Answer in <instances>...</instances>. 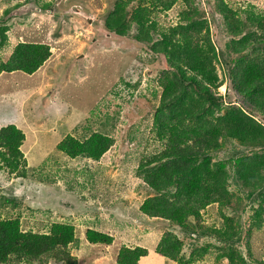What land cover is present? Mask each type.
Segmentation results:
<instances>
[{
    "label": "trees",
    "instance_id": "16d2710c",
    "mask_svg": "<svg viewBox=\"0 0 264 264\" xmlns=\"http://www.w3.org/2000/svg\"><path fill=\"white\" fill-rule=\"evenodd\" d=\"M27 1L44 12L54 11L58 2ZM99 1L94 3L102 7ZM205 2L115 0L103 18L110 37L129 46H121L123 51L138 48L136 59L145 55L141 65L158 80L151 109L153 138L132 136L141 151L133 174L151 193L138 214L148 217L147 223L156 219L170 227L155 248L163 257L160 264H204L211 249L218 264H264L252 248L257 233L264 231V0L259 5L258 0ZM19 7L6 11L3 18ZM210 20L218 24L216 39ZM10 30L0 17V78L42 73L53 47L21 41L5 60L1 53L8 47ZM112 55L105 53L102 66L99 58L93 60L97 63L87 83L97 87L102 82L104 63L109 67L118 56ZM115 83L112 96L122 84L132 87L126 77ZM224 85L222 95L219 89ZM60 130L57 151L65 159L58 157L49 171L33 172L23 151L24 131L14 125L0 128V171L44 184L48 199L64 217L46 219L37 231H23V203L0 197V264H94L98 259V264H108L105 257L110 254L114 264H139L148 255L146 249L120 244L114 250L117 239L93 220L79 222L84 228L79 242L78 223L73 222L84 218L89 211L85 202L97 196L91 183L80 185L81 178L87 182L103 174L89 168L80 174L70 165L74 160L99 164L115 145L112 132L94 129L78 139ZM78 187L82 192L69 193Z\"/></svg>",
    "mask_w": 264,
    "mask_h": 264
},
{
    "label": "rangeland",
    "instance_id": "374dc122",
    "mask_svg": "<svg viewBox=\"0 0 264 264\" xmlns=\"http://www.w3.org/2000/svg\"><path fill=\"white\" fill-rule=\"evenodd\" d=\"M114 1L100 0L101 7L100 4L95 5L94 0H58L54 11L44 12L27 0H0V17L11 29L8 33V47L3 50L6 52L1 53L5 60L9 57L11 49L21 41L43 42L50 44L54 49L46 70L42 73L32 77L17 73L1 78L0 128L14 125L24 131L26 142L23 151L33 172L39 169L41 172L49 171L50 164L54 165L58 157L65 159V156L57 151V138L62 134L60 128L63 132L67 129L78 139L89 136L88 132H93L94 129L112 132L115 145L99 164L74 160L75 163L70 165L71 169L78 168L80 174L84 168L103 174L98 180V176H94L89 180L91 182L82 178L79 182L80 185L91 183L95 186L97 196L96 200L85 202L89 211L85 212L87 214L84 218L73 220L78 223L77 238L80 242L84 232L79 222L93 220L98 223L101 231L117 239L113 244L114 250L120 244L128 248H144L148 255L141 259L139 264H160L163 257L156 254L155 248L166 232L170 231V227L160 220L151 219L147 223L145 220L148 217L138 214L140 206L151 193L140 179L134 177L133 172L138 167L137 161L141 151L132 141L133 134L141 135V140L148 136L153 138L151 109L155 105L153 95L159 90L158 80L150 76L148 70L141 65L145 55L140 53L136 59L138 48L130 47L129 51H125L129 48L127 44L116 43L113 38H107L96 31V28H103V18L109 13ZM243 1L256 3V0ZM261 1L258 0L256 4L259 5ZM201 2L207 5L205 0ZM16 6L20 7L10 16L3 18L6 11ZM73 8L93 17L94 24L88 25L80 19L70 17L72 15L68 12ZM210 25L212 36L218 38V24L215 25L210 20ZM121 46L126 49L123 51ZM107 52L114 57L115 54L118 56L112 60L109 67L104 63L105 74L102 82L97 87L92 86L87 80L91 78L97 63L93 60L99 58L98 62L102 66ZM218 72L223 77L221 68ZM123 77L131 81L132 87L128 88L122 84L117 88V96L110 95L115 82L119 83ZM225 85L219 89L222 95L226 91ZM156 103L158 104L157 101ZM96 113L98 116L95 117ZM109 119L114 120V125ZM150 148L146 152H149ZM73 178L68 175L69 181ZM43 185L24 182L23 179L0 171V197L23 203V231L39 230V227L48 221L46 219H64L48 199L49 190ZM57 186L62 187L64 184L59 183ZM40 188L43 189L41 194ZM79 191L82 192L80 187L74 192L67 189L69 193L79 194ZM82 199H85L84 193ZM244 244L246 245L247 241ZM252 248L264 259V231L257 233ZM76 252L77 250H74L75 255ZM110 255L105 258L108 259V264H114L113 256ZM204 257V264H218L217 253L212 249ZM100 261L101 259H98L94 264ZM21 264H24V261H21ZM169 264L178 263L169 261Z\"/></svg>",
    "mask_w": 264,
    "mask_h": 264
},
{
    "label": "water",
    "instance_id": "95a60500",
    "mask_svg": "<svg viewBox=\"0 0 264 264\" xmlns=\"http://www.w3.org/2000/svg\"><path fill=\"white\" fill-rule=\"evenodd\" d=\"M38 10V9H36ZM28 12V11H27ZM69 15H72L80 20L83 21V23L88 24V25H92L93 24V18H91L88 14H86L85 12L77 9V8H73L68 12ZM96 31L105 35L106 37H109V35L105 32L104 29L102 28H96Z\"/></svg>",
    "mask_w": 264,
    "mask_h": 264
},
{
    "label": "clouds",
    "instance_id": "9594fccd",
    "mask_svg": "<svg viewBox=\"0 0 264 264\" xmlns=\"http://www.w3.org/2000/svg\"><path fill=\"white\" fill-rule=\"evenodd\" d=\"M88 15H89V14H88ZM89 16H90V15H89ZM90 17H91V16H90ZM91 18H93V17H91ZM93 20H94V18H93ZM93 24H94V21H93ZM93 24H92V25H93ZM102 29H103V28H102ZM104 30H105V29H104ZM105 32H106V30H105ZM106 33H107V32H106ZM100 34H101V33H100ZM107 34H108V33H107ZM102 35H103V34H102ZM108 35H109V37H107V38H111V37H110V34H108ZM104 36H105V35H104ZM53 50H54V49H53ZM53 50H52V53L54 52ZM49 61H50V60H49ZM49 61H48V62H49ZM3 76H5V75H3ZM3 76H1V78H2ZM1 78H0V79H1ZM225 88H226V87H225ZM27 151H28V149H27ZM27 151H25V152L27 153ZM25 156H26V155H25ZM142 217H143V216H142ZM154 220H156V219H154Z\"/></svg>",
    "mask_w": 264,
    "mask_h": 264
},
{
    "label": "crops",
    "instance_id": "0c3cea01",
    "mask_svg": "<svg viewBox=\"0 0 264 264\" xmlns=\"http://www.w3.org/2000/svg\"><path fill=\"white\" fill-rule=\"evenodd\" d=\"M53 51H54V50H53ZM47 64H48V62H47ZM47 64L45 65V67L47 66ZM45 67L43 68L42 72L46 70ZM3 77H5V76H3ZM3 77H2V78H3ZM8 77H11V76H8ZM0 80H1V79H0Z\"/></svg>",
    "mask_w": 264,
    "mask_h": 264
}]
</instances>
